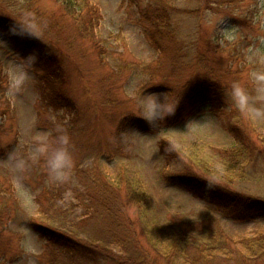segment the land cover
<instances>
[{"label": "rangeland", "instance_id": "374dc122", "mask_svg": "<svg viewBox=\"0 0 264 264\" xmlns=\"http://www.w3.org/2000/svg\"><path fill=\"white\" fill-rule=\"evenodd\" d=\"M3 1L0 12H13ZM147 1L162 4L89 0L101 16L92 41L78 38L71 16L56 0H33V9L18 18L57 55L64 78L57 96L71 112L43 100L37 84L46 69L15 51L0 29V264H213L215 254L226 264H259L231 260L227 247L245 252L239 241L264 235V216L236 221L218 201L162 176L164 165L168 174L187 170L205 176L203 168L213 174L221 161L218 151L237 145L210 104L200 102L186 116L175 117L174 111L151 123L134 112L143 88L144 95L160 94L163 102L166 94L175 103L191 86L211 88L213 81L226 87L221 106L227 111L243 112L232 97L236 83L256 107H264L251 78L264 67V0H163L172 10L162 14L158 34L150 33L155 24L138 13ZM14 78L22 81L18 89ZM250 120L255 144L238 140L245 156L228 178L233 189L264 198V118ZM57 126L70 136L74 159L63 182L50 179L43 160L28 159L29 141L38 131L55 135ZM161 139L174 144L176 163L174 155L169 160L159 152ZM253 148L258 155L249 159ZM132 187L141 205L129 197ZM36 226L89 245L93 262L84 260V251L78 256L46 244ZM209 237L221 246L208 245ZM198 244L203 254L195 253ZM167 250L171 256L163 258Z\"/></svg>", "mask_w": 264, "mask_h": 264}, {"label": "trees", "instance_id": "16d2710c", "mask_svg": "<svg viewBox=\"0 0 264 264\" xmlns=\"http://www.w3.org/2000/svg\"><path fill=\"white\" fill-rule=\"evenodd\" d=\"M3 2L5 3L4 7L7 6L9 9H13V12L1 8L2 11H5L6 15L0 12V29L5 33L8 41L12 44L15 51L20 52L21 55L24 53V57L29 58L33 61V63H37V66L40 65L46 69V73L38 79L37 84L39 90H41L43 100H45L50 107H54L56 109V106H58L61 107L62 111L65 110L71 112L72 108L70 105L67 103L64 105L66 99L62 96H57L58 94H61L58 89L64 80L62 77V66L57 58V55L51 51L50 49L52 48L46 45L38 38V36L31 35L27 30H25L26 23L23 20V17L20 21H18L19 17L23 16L24 13H29L31 9H33V0H23L19 2L18 0H4ZM56 2L60 3L71 16L77 30L78 38L80 40L87 39L92 41V37L94 39V33L101 16L99 15L98 10L90 4L89 0H56ZM150 3L151 1L145 2L143 5H146V7L142 11L139 9L138 13H142V16L147 21L151 24H155L148 27L150 33L158 34L157 24L163 21L162 14H170L172 5L171 3H167L163 0L162 4L158 7H153V4ZM14 12L19 13L15 14ZM80 31L81 34L79 35ZM98 48L101 49L100 47ZM225 88L226 87L223 84L215 81H213V87L211 88H201L198 85L191 86L186 89L187 91L183 95L182 99L180 97L174 98V100L179 99L174 116H186L193 109H195L198 103L207 102L210 104V109L213 110V114L220 122L222 129L230 136L237 139V145L235 146L233 144L232 147H235L232 151H218V160H220V157L221 161H219L217 167L213 166V174H211L210 169L208 168L201 169L206 172L205 176H201L187 170L180 175H174L172 173L168 174V166L164 165L165 170L164 172L162 171V176L164 179L168 180L171 185L177 187L179 186L184 190L186 189L197 197L204 199L209 198L210 200L213 199V201H218L217 205L222 209L229 210L231 212L230 216L236 221H247L253 219L255 216H264V198L251 197L243 194L238 189H233L231 187L233 180L231 177L228 178V176L235 172L233 166L237 164L236 160L244 158L245 156L244 147L238 140L249 141L252 145L255 144L256 137L254 136V130L248 115L246 121H244L245 119L243 117H245V112L238 115L239 112L237 110H233L231 108L232 110L227 111L225 107L223 108V106H221V97H223L222 94ZM169 96L172 97L171 94H169ZM61 100L63 102H61ZM157 146L159 152L167 159L170 160V157L174 155L175 158L171 160L176 163L179 155L171 141L161 139L157 143ZM256 154L258 155L257 148H253L249 159H253ZM216 163L217 162H215V164ZM256 167L257 165H254V168ZM260 170L263 173L264 160L260 163ZM129 189H131L129 197L141 205L142 202L139 200V191L136 190L135 187ZM36 230L39 237L43 239L46 244L57 247L63 253H77L78 256H81V253L83 254L84 251L85 257L87 258L84 260L88 261L89 259L93 262V258H90L91 256L89 257V255L91 253L94 255L95 251L92 250L89 252L88 250H91L89 249V245L59 232H55L54 230L44 226H36ZM212 240V237H209L207 244L211 245L213 242V244H215L214 246H221V241L217 238L214 241ZM239 245L246 253L243 250H234L229 244L227 251L231 260L235 257H245V259L250 258L249 262L255 263L256 261H259V264H264V235L257 238L241 239L239 241ZM198 248L199 244L194 250L195 253L198 252L203 254L204 251ZM95 250H97V248ZM220 251V249L217 250V253H220ZM171 253L172 252L169 250H167V253L164 255L160 252L163 258L164 256L165 258H169ZM209 256L212 255H207L205 257ZM185 259L188 258L186 257ZM221 260H223L224 264H226V260L223 258L222 254L213 255V264H221Z\"/></svg>", "mask_w": 264, "mask_h": 264}, {"label": "clouds", "instance_id": "9594fccd", "mask_svg": "<svg viewBox=\"0 0 264 264\" xmlns=\"http://www.w3.org/2000/svg\"><path fill=\"white\" fill-rule=\"evenodd\" d=\"M251 78L256 85V99L264 102V67L253 70ZM21 83V80L14 78L12 86L14 89H18ZM143 90L139 93L137 99L139 110L134 112L137 116L151 123L156 118L163 119L175 111L179 99L175 103H170L166 94H163L164 99L161 102L159 99L160 94L144 95ZM232 97L238 107L250 118H264V107H256L248 91L238 83L232 87ZM28 159L32 162L43 160L52 181H66L74 166L70 136L59 126L55 129V135L49 131H38L29 141ZM23 164L24 161L18 162V166H23Z\"/></svg>", "mask_w": 264, "mask_h": 264}]
</instances>
